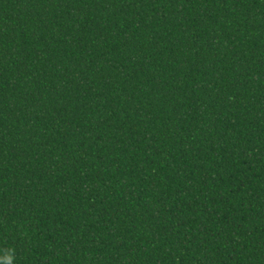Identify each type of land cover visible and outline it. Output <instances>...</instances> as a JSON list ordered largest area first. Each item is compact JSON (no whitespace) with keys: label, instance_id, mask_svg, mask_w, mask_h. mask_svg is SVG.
Instances as JSON below:
<instances>
[{"label":"trees","instance_id":"obj_1","mask_svg":"<svg viewBox=\"0 0 264 264\" xmlns=\"http://www.w3.org/2000/svg\"><path fill=\"white\" fill-rule=\"evenodd\" d=\"M0 264H264V0H0Z\"/></svg>","mask_w":264,"mask_h":264}]
</instances>
